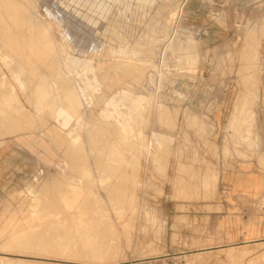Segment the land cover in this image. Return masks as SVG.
<instances>
[{
  "label": "rangeland",
  "instance_id": "1",
  "mask_svg": "<svg viewBox=\"0 0 264 264\" xmlns=\"http://www.w3.org/2000/svg\"><path fill=\"white\" fill-rule=\"evenodd\" d=\"M12 1L51 46L33 62L0 18V151L33 163L0 190V264H264V239L188 254L185 230L236 163L264 192V0Z\"/></svg>",
  "mask_w": 264,
  "mask_h": 264
},
{
  "label": "crops",
  "instance_id": "2",
  "mask_svg": "<svg viewBox=\"0 0 264 264\" xmlns=\"http://www.w3.org/2000/svg\"><path fill=\"white\" fill-rule=\"evenodd\" d=\"M21 153L12 147L0 151L1 191L18 185L32 169L31 161L17 160ZM254 174L249 165L239 163L226 173L216 200L185 229L189 244L196 247L188 254L264 239V215L259 208L264 192H256Z\"/></svg>",
  "mask_w": 264,
  "mask_h": 264
},
{
  "label": "bare ground",
  "instance_id": "3",
  "mask_svg": "<svg viewBox=\"0 0 264 264\" xmlns=\"http://www.w3.org/2000/svg\"><path fill=\"white\" fill-rule=\"evenodd\" d=\"M8 1L10 2V0H8ZM5 2H6V1H5ZM16 2H17V1H16ZM19 2H20V1H18V4L21 3V2H20V3H19ZM22 2H23V0H22ZM7 3H8V2H7ZM7 3H6V5L9 4L8 7H9V6L12 7L13 5L15 6V4H16L15 1H12V2H10V3H8V4H7ZM18 4H16V5H18ZM21 4H22V3H21ZM23 6H24V5H23ZM25 6L27 7V4H26ZM12 9H13V7H12ZM12 9L10 8V10H11V11L9 10L10 12L7 11V15H6V14L3 15L2 12H1V15H0V18H3L4 22L9 26V28H10L9 30H11V31L13 30L14 27L16 28V25L18 24L16 20H20V19H23V20H24V19H25V18H23V16H22V18H20V17L18 16V17L20 18V19H19V18L15 15V13H14L15 11H16V12H19V11H20V12L22 13L23 7H22L21 5H19L18 8L15 6V9H13L14 11H13ZM26 10H27V9H26ZM1 11H3V10H1ZM12 11H13V12H12ZM25 12H27V11H25ZM25 12H24V13H25ZM21 13H20V14H21ZM5 15H6V19L4 18ZM17 15H19V14H17ZM21 15H22V14H21ZM24 16H25V14H24ZM15 17H16L17 19H16ZM26 18H27V20H24V21H26V24H28V25L31 26V27H30V28H31L30 30L35 29V30H36V33L33 34L34 36H33L32 34H29V35H32L33 37L30 38V36H29V38H27V39H28V42H27V43H26L25 40H24L25 45H24V48H23V49L26 50V53H27L28 57H29L30 59L32 58L33 60H32V59H31V60L34 62V59H37L38 57H39V58H42V57H40V56H42L41 52H38L36 49H38V48L41 49V48H42V50H43V47H45L44 45H46L47 42H48V44H49L50 41L47 39V37H46V39H47L48 41L45 42V41L43 40L41 34H43L42 32H43L44 30L42 29L41 26H38L37 23H32V20H31L32 17H31L30 14L26 13ZM1 21H2V20H1ZM24 21H21V22L24 23ZM46 22H47V21H46ZM2 23H3V22H2ZM5 23H4V24H5ZM41 23H42V22H41ZM21 24H22V23H21ZM24 24H25V23H24ZM26 24H25V26H26ZM35 24H36V25H35ZM44 24H45V23H44ZM1 25H2V24H1ZM5 26H6V25H5ZM22 26H23V25H21V27H22ZM46 26H47V25H46ZM221 26H222V25H221ZM17 27H18V26H17ZM47 27H49V26H47ZM1 28H2V27H1ZM3 28H4V25H3ZM3 28H2V29H3ZM5 28H6V27H5ZM7 28H8V27H7ZM19 28H20V27H19ZM24 28H26V27H24ZM24 28H22L21 31H25ZM16 29H18V28H16ZM35 30H33V31H35ZM37 30H38V31H39V30H43V31L40 33V36L37 35ZM50 30H51V29H49L48 31H50ZM1 31H2V30H1ZM3 31H4V29H3ZM6 31H7V30H6ZM14 31H16V30H14ZM21 31H19V32L16 31V32H17V33H20ZM45 31H47V30L45 29ZM16 32H14V33H16ZM28 32H29V31H28ZM2 33H3V32H2ZM2 33H1V34H2ZM7 33H8V32H7ZM12 33H13V32H12ZM25 34H26V33H25ZM46 34H47V33H46ZM2 35H4V33H3ZM5 35H6V34H5ZM11 35H12V34H11ZM11 35H10V33H9V35L7 34V38H5V40L7 41V47H8V45L12 46V44H14V43H12L11 41H12V40L15 41V40H14L15 37H12ZM17 35H18V34H17ZM26 35H27V34H26ZM35 35H36V36H35ZM13 36H14V35H13ZM45 36H46V35H45ZM134 36H135V35H134ZM19 37H20V36H19ZM19 37H18V38H19ZM27 37H28V36H27ZM43 37H44V36H43ZM13 38H14V39H13ZM18 38H17V39H18ZM7 39H8V40H7ZM19 39H20V41H21V39L23 40V38H19ZM19 39H18V40H19ZM25 39H26V38H25ZM27 39H26V40H27ZM135 39H136V38H135ZM2 40H3V42H6L3 38H2ZM15 42H16V41H15ZM22 42H23V41H22ZM52 42H53V41H52ZM56 42H57V41H56ZM56 42H54V43H56ZM18 43H19V42H17V44H18ZM44 43H46V44H44ZM4 44L6 45V43H4ZM21 44H22V46H23V43H21ZM48 44H47V45H48ZM18 45H19V44H18ZM49 45L51 46V44H49ZM145 45H146V44H145ZM14 46H15V45H14ZM140 46H141V45H140ZM17 47H18V46H17ZM17 47H15V48H17ZM47 47H48V46H47ZM59 47H60V45H59ZM145 47H146V46H145ZM182 47H183V46H182ZM186 47H187V46H186ZM12 48H14V47L12 46ZM12 48H10V49H12ZM15 48L13 49V52H15V51H14V50H16ZM20 48H21V45H20ZM20 48H19V49H20ZM0 49H1V48H0ZM19 49L16 50V51H17L16 53H18ZM176 49H177V48H176ZM181 50H182V49H181ZM9 51H10V50H9ZM20 51H21V50H20ZM20 51H19V52H20ZM179 51H180V50H179ZM20 53H21V52H20ZM23 53H24V52H23ZM23 53H21V54H23ZM143 53H144V51H143ZM248 53H249V52H248ZM13 54H14V53H13ZM24 54H25V53H24ZM33 54H35V55H33ZM45 54H46V53H45ZM14 55H17V54H14ZM19 55H20V54H19ZM39 55H40V56H39ZM48 55H49V54H48ZM25 56H26V55H25ZM49 56H51V55H49ZM52 56H53V55H52ZM44 57H45V56H44ZM18 58H19V56H18ZM16 59H17V58H16ZM21 59H25V58H21ZM30 59H29V60H30ZM42 59H43V58H42ZM54 59H55V58H54ZM18 60L21 61V62H23L22 60H20V58H19ZM25 60H26V59H25ZM37 60H38V59H37ZM37 60H36V61H37ZM45 60H46V59H45ZM51 60H52V59H51ZM14 61H15V59H14ZM36 61H35V63H36ZM39 61H40V60H39ZM39 61H38V62H39ZM41 61H44V60H41ZM41 61H40V62H41ZM49 61H50V60H49ZM12 62H13V59H12ZM28 62H29V64H30V61H28ZM28 62L26 61V62H24V63H25V64H26V63L28 64ZM130 62H131V61H130ZM13 63H14V62H13ZM15 63H16V62H15ZM19 64H20V63H19ZM124 64H125V63H124ZM124 64H123V65H124ZM144 64H145V63H144ZM34 65H35V64H34ZM40 65H41V64H40ZM57 65H58V64H57ZM32 66H33V65H32ZM37 66H38V65H37ZM41 66H42V65H41ZM115 66H116V65H115ZM129 66H130V65H129ZM136 66H137V65H136ZM29 67H30V66H29ZM98 67H99V66H98ZM120 67H121V66H120ZM130 67H131V66H130ZM139 67H140V66H139ZM18 68H20V67L17 65V69H18ZM21 68H22V66H21ZM21 68H20V69H21ZM38 68H39V67H38ZM44 68H45V67L43 66V69H44ZM126 68H127V67H126ZM137 68H138V66H137ZM142 68H143V67H142ZM247 68H248V67H247ZM20 69H19V70H20ZM22 69H23V68H22ZM24 69H25V68H24ZM31 69H32V68H31ZM36 69H37V67H36ZM36 69H35V70H36ZM131 69H132V68H131ZM143 69H145V68H143ZM241 69L247 70V69H246V66L243 67V68H241ZM19 70H17V71H19ZM39 70H40V69H39ZM117 70H118V69H117ZM132 70H133V69H132ZM132 70H131V71H132ZM139 70H140V69H139ZM145 70H146V69H145ZM17 71H16V72H17ZM31 71H32V70H31ZM119 71H120V70H119ZM121 71H122V70H121ZM124 71H125V70H124ZM133 71H134V70H133ZM133 71H132V72H133ZM147 71H148V70H147ZM134 72L138 73L137 70L134 71ZM142 72H143V71H142ZM10 73H11V74H14L12 71H11ZM17 73H19V72H17ZM37 73H38V72H37ZM129 74H131V73H129ZM35 75H36V74H35ZM109 75H110V74H109ZM135 75H136V74H135ZM139 75H140V74H139ZM36 76H37V75H36ZM38 76H40V75L38 74ZM38 76H37V77H38ZM142 76H143V75H142ZM147 76H148V75H147ZM41 77H42V76H41ZM41 77H40V78H41ZM45 77H46V76H45ZM138 77H139V76H138ZM243 77H244V76H243ZM11 78H12V77H11ZM43 78H44V76H43ZM122 78H123V77H122ZM0 79H1V77H0ZM1 80H2V79H1ZM1 80H0V81H1ZM14 80H15V79H14ZM29 80H31V79H29ZM41 80H43V79H41ZM44 80H45V78H44ZM139 80H140V79H139ZM139 80H138V81H139ZM145 80H146V79H145ZM242 80L244 81L242 84H243L245 87L249 85V84L246 82V79H245V78H242ZM7 81H8V80H7ZM68 81H69V80H68ZM121 81H122V80H121ZM141 81H142V80H141ZM29 82H30V81H29ZM38 82H39V81H38ZM111 82H112V81H111ZM143 82H144V81H143ZM25 83H26V82H25ZM45 83H46V82H45ZM47 83H48V82H47ZM66 83H67V82H66ZM131 83H132V82H131ZM40 84H41V83H40ZM140 84H141V83H140ZM24 85H25V84H24ZM42 85H43V84H42ZM136 86H137V85H136ZM146 86H147V85H146ZM42 87H43V86H42ZM44 87H45V86H44ZM66 87H67V86H66ZM249 87H250V85H249ZM47 88H48V86H47ZM62 89H63V88H62ZM131 89H132V88H131ZM40 90H41V89H40ZM248 90H249V91H248ZM250 91H251V92H250ZM8 92H9V91H8ZM6 93H7V92H6ZM42 93H43V92H42ZM220 93H221V91H220ZM247 93H248V95H252L254 92H253L252 90H250V89H247ZM43 94H44V93H43ZM43 94H41V95H43ZM12 95H13V94H12ZM68 95H69V94H68ZM240 95H241V94H240ZM44 96H45V95H44ZM245 96H246V94H245ZM245 96H242V95L239 96V95H238L239 103H238L237 106L245 104V98H244ZM10 97H11V96H10ZM242 97H243V98H242ZM246 97H247V96H246ZM11 98L13 99V97H11ZM11 98H10V99H11ZM42 98H43V97H42ZM68 98H69V97H68ZM71 98H72V97H71ZM139 98H140V97H139ZM247 98H248V97H247ZM6 99H7V98H6ZM44 99H45V98H44ZM44 99H43V100H44ZM142 99H143V98H142ZM248 99H249V98H248ZM246 100H247V99H246ZM68 101H69V100H68ZM136 101H137V100H136ZM0 102H1V101H0ZM140 102H141V101H140ZM2 105H4V104H2ZM137 105H139V104H137ZM9 107H10V106H9ZM9 107H8V108H5V109H4V107H3V111L9 109ZM137 107H138V106H137ZM139 107H140V106H139ZM10 108H11V107H10ZM73 108H75V107H73ZM0 109H2V108H0ZM64 109H65V108H64ZM21 111H22V110H21ZM75 111H76V109H75ZM5 112H6V111H5ZM8 112H9V111H7V113H8ZM2 113H3V112H2ZM7 113H6V114H7ZM248 115H249V124H247V111H246V114H245V112H242V111H241L240 107H237V108L233 111V113H232L233 121H234V122H238V123H244V124L246 125L247 128H248V127H254V118H255L256 116H255V115H250V114H248ZM8 116H9V115H8ZM26 116H27V113H26ZM1 117H2V116H1ZM5 117H7V116L5 115ZM5 117H3V118H5ZM22 117H23V116H22ZM24 117H25V116H24ZM3 118H2V119H3ZM26 118H28V116H27ZM2 119L0 118L1 123L4 124V123L6 122V120L4 119L5 122H3ZM8 119L10 120V118H8ZM12 119H13V118H12ZM26 120H27V119H26ZM30 121H31V120H30ZM7 122H9V121H7ZM12 122H13V121H12ZM14 122H15V120H14ZM17 122H18V121H17ZM234 122L230 124V128H231L232 130H233V129H234V130H235V129H238V127L241 128V126H236ZM23 123H24V122H23ZM26 123H28V120H27ZM26 123H25V126H26ZM31 123H32V122H31ZM197 124H198V123H197ZM4 125H5V124H4ZM6 125H7V123H6ZM9 125H10V124H8V126H9ZM32 125H33V124H32ZM32 125L29 124V126H32ZM13 126H14V125H13ZM25 126H24V127H25ZM0 127H1V125H0ZM5 127H6V126H5ZM9 127H10V126H9ZM12 128L14 129V127H12ZM18 128H21V127H18ZM22 128H23V124H22ZM22 128H21V129H22ZM28 128H29V127H28ZM28 128H27V129H28ZM34 128H35V127H34ZM1 129H2V128H1ZM29 129H30V128H29ZM11 130H12V129H11ZM11 130H9V131H11ZM17 130H19V129H17ZM30 130H32V129H30ZM30 130H29V131H30ZM15 131H16V130H15ZM0 132H1V131H0ZM3 132H5V131L3 130ZM234 132H235V131H234ZM234 132H233V133H234ZM7 134H8V133H7ZM9 134H10V133H9ZM12 134H13V133H12ZM53 134H54V133H53ZM236 134H237V133H236ZM91 135H92V134H91ZM239 135H240V134H239ZM86 136H87V135H86ZM88 137H89V136H88ZM242 137H245V136H242ZM249 137H250V136H249ZM55 138H56V137H55ZM91 138H92V137H91ZM235 138H236V136H235ZM94 140H95V139H94ZM52 141H53V140H52ZM65 141H66V140H65ZM162 141H163V140H162ZM237 141H238V140H237ZM244 141H245V140H244ZM163 142H164V141H163ZM228 142H229V140H228ZM228 142H227V143H228ZM245 142H246V141H245ZM67 143H68V142H67ZM235 143H236V142H235ZM244 144H245V143H244ZM93 145H94V144H93ZM97 145H98V144H97ZM60 146H61V145H60ZM90 146H91V145H90ZM101 146H102V145H101ZM92 147H93V146H92ZM97 147H98V146H97ZM65 148H66V147H65ZM99 149H101V148H99ZM76 150H77V149H76ZM233 150H234V149H233ZM228 152H229V151H228ZM68 154H70V151H69ZM73 154H74V153H73ZM228 154H229V153H228ZM75 155H76V154H75ZM78 155H79V154H78ZM86 155H87V154H86ZM155 156H156V155H155ZM76 157H77V156H76ZM76 157H75V158H76ZM153 157H154V156H153ZM79 158H80V157H79ZM79 158H78V159H79ZM80 159H81V158H80ZM82 159H83V158H82ZM76 160H77V159H76ZM156 162H157V161H156ZM82 163H83V162H82ZM75 164H76V163H75ZM108 164H109V163H108ZM83 165H84V164H83ZM88 165H89V164H88ZM101 165H102V164H101ZM78 166H79V165H78ZM110 166H111V165H110ZM80 167H81V165H80ZM100 167H101V166H100ZM111 167H112V166H111ZM111 167H110V168H111ZM117 167H118V166H117ZM77 169H78V168H77ZM78 170H79V169H78ZM104 170H105V169H104ZM102 171H103V170H102ZM106 171H107V170H106ZM109 171H110V170H109ZM184 172H185V171H184ZM189 173H190V172H189ZM192 176H193V175H192ZM50 180H51V179H50ZM210 181H211V180H210ZM200 182H201V181H200ZM212 182H214V181H212ZM48 183H49V182H48ZM204 183H205V182H204ZM45 185H46V184H45ZM214 185H216L215 182H214ZM214 185H212V186H214ZM47 187H48V186H47ZM50 187H51V186H50ZM52 187H53V186H52ZM59 188H60V187H59ZM204 189H205V187H204ZM208 189H209V188H208ZM201 190H202V189H201ZM203 191H204V190H203ZM208 191H209V190H208ZM81 196H82V195H81ZM90 197H91V196H90ZM88 201H89V200H88ZM91 202H93V201H89L88 203L91 204ZM54 203H55V202H54ZM57 203H58V201H57ZM60 203H61V202H60ZM55 204H56V203H55ZM86 204H87V203H86ZM92 204H93V203H92ZM92 204H91V205H92ZM88 205H89V204H88ZM94 205H95V204H94ZM94 205H92V206H94ZM56 206H57V205H56ZM62 206H63V205H62ZM84 206L87 208V205H84ZM92 206H90V207H92ZM88 208H89V206H88ZM88 208H87V209H88ZM92 208H93V207H92ZM89 209H91V208H89ZM7 218H8V217H7ZM8 220H9V219H8ZM80 220H82V218H81ZM76 221H77V220H76ZM6 222H7V221H6ZM31 223H32V222H31ZM2 224H3V223H2ZM8 224H9V223H8ZM89 229H90V228H89ZM92 229H93V228H92ZM4 230H5V229H4ZM9 230H10V229H9ZM15 231H16V230H15ZM15 231H14V233H15ZM9 232H10V231H9ZM9 232H8V233H9ZM10 233H11V232H10ZM14 233H11L10 236H11L12 234H14ZM106 236H107V233H106ZM106 236H105V234H104L102 238H104V237L107 238ZM15 237H16V236H15ZM7 238H8V237H7ZM7 238H6V239H7ZM16 238H18V237H16ZM37 238H38V237H37ZM6 239H5V240H6ZM14 239H15V238H14ZM89 239H90V238H89ZM9 240H10V239H9ZM7 242H8V241H7ZM244 244H247V242L244 243ZM249 244H250V242H249ZM234 249H235V248H234ZM93 253H94V252H93ZM100 253H101L100 250H96L95 253H94V255H97V254L99 255ZM239 253H240V252H239ZM235 254H236V253H235ZM98 255H97V256H98ZM183 255H184V254H183ZM204 255H205V254H204ZM256 255H257V254H256ZM160 257H161V256H160ZM176 258H177V257H176ZM181 258H182V257H181ZM39 259H40V260H44L45 258H39ZM177 259H178V258H177ZM198 259H199V258L196 259L195 257L193 258L192 256H188V254H185V255L183 256V259H182V260L180 259V260H181V262H183V261H189V262L192 263L193 260L196 261V260H198ZM200 259H202V258L200 257ZM235 259H236V258H235ZM50 260H51V259H50ZM157 260H158V259H157ZM161 260H162V259H161ZM149 261H150V260H149ZM153 261H155V260H153ZM195 261H194V262H195ZM91 262H92V261H91ZM150 262H151V261H150ZM194 262H193V263H194ZM20 263H21V262H20ZM178 263H179V262H178ZM25 264H39V263H38V262H37V263L35 262V263H25ZM44 264H45V263H44ZM140 264H141V263H140ZM165 264H167V263H165ZM183 264H184V263H183ZM188 264H189V263H188Z\"/></svg>",
  "mask_w": 264,
  "mask_h": 264
}]
</instances>
